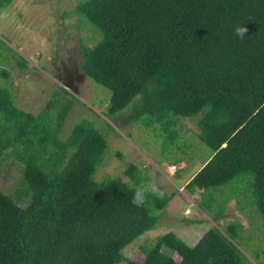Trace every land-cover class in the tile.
<instances>
[{
	"label": "trees",
	"instance_id": "trees-1",
	"mask_svg": "<svg viewBox=\"0 0 264 264\" xmlns=\"http://www.w3.org/2000/svg\"><path fill=\"white\" fill-rule=\"evenodd\" d=\"M77 9L102 34L81 47V66L109 90L104 114L166 129L199 113L198 137L212 152L185 187L206 193L248 173L264 223V0H81ZM236 25L248 29L244 40ZM50 105L25 111L0 86V154L13 146L23 161L15 193L0 189V264H119L122 248L156 225L150 206L162 209L174 192L134 205V188L149 176L132 161L124 169L131 183L95 179L110 151L106 137L84 118L61 139L72 104L55 118ZM242 228L239 220L212 223L193 243L169 230L126 264H248L236 241Z\"/></svg>",
	"mask_w": 264,
	"mask_h": 264
},
{
	"label": "rangeland",
	"instance_id": "rangeland-1",
	"mask_svg": "<svg viewBox=\"0 0 264 264\" xmlns=\"http://www.w3.org/2000/svg\"><path fill=\"white\" fill-rule=\"evenodd\" d=\"M80 1L0 0V86L10 89L17 107L34 114L53 101L48 110L53 118L70 100L71 108L58 132L61 139L81 119L93 121L110 147L95 170V179L119 175L130 182L124 169L126 162L132 161L149 176V184L163 193L174 192L162 209L150 206L158 215L156 225L122 248L124 258L119 264H126V258L141 260V245H148L166 231L172 230L193 243L212 223L223 227L231 220L242 222L236 241L248 264H264L261 252L258 258L255 256L264 248V223L253 203L250 174L242 173L206 193L199 188L190 192L185 187L212 152L198 137L199 113L179 116L166 129L159 123L147 125L141 119L121 123L104 114L109 90L88 77L81 66V47L94 45L102 34L78 11ZM20 60L24 66L19 65ZM68 75L72 78L66 81ZM127 108L116 113L118 118L129 112ZM12 133L9 131V135ZM14 151L8 146L0 154V189L12 195L19 187L23 167ZM218 206L223 207V213L217 217L213 208ZM174 256L180 258L177 253Z\"/></svg>",
	"mask_w": 264,
	"mask_h": 264
},
{
	"label": "clouds",
	"instance_id": "clouds-1",
	"mask_svg": "<svg viewBox=\"0 0 264 264\" xmlns=\"http://www.w3.org/2000/svg\"><path fill=\"white\" fill-rule=\"evenodd\" d=\"M248 29L244 25H236L233 30V34L240 40L246 38ZM163 197V192L158 188L149 183H141L134 188L132 195V203L136 206H141L145 203L149 197Z\"/></svg>",
	"mask_w": 264,
	"mask_h": 264
},
{
	"label": "flooded vegetation",
	"instance_id": "flooded-vegetation-1",
	"mask_svg": "<svg viewBox=\"0 0 264 264\" xmlns=\"http://www.w3.org/2000/svg\"><path fill=\"white\" fill-rule=\"evenodd\" d=\"M82 76L81 75H79V77L78 78H81ZM72 78V76L71 75H68L66 78H65V80L67 81H69L70 79Z\"/></svg>",
	"mask_w": 264,
	"mask_h": 264
},
{
	"label": "built area",
	"instance_id": "built-area-1",
	"mask_svg": "<svg viewBox=\"0 0 264 264\" xmlns=\"http://www.w3.org/2000/svg\"><path fill=\"white\" fill-rule=\"evenodd\" d=\"M188 211V210H187Z\"/></svg>",
	"mask_w": 264,
	"mask_h": 264
},
{
	"label": "crops",
	"instance_id": "crops-1",
	"mask_svg": "<svg viewBox=\"0 0 264 264\" xmlns=\"http://www.w3.org/2000/svg\"><path fill=\"white\" fill-rule=\"evenodd\" d=\"M186 212V211H185Z\"/></svg>",
	"mask_w": 264,
	"mask_h": 264
}]
</instances>
